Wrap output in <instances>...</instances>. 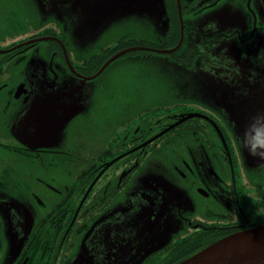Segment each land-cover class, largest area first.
Wrapping results in <instances>:
<instances>
[{"label": "flooded vegetation", "instance_id": "flooded-vegetation-1", "mask_svg": "<svg viewBox=\"0 0 264 264\" xmlns=\"http://www.w3.org/2000/svg\"><path fill=\"white\" fill-rule=\"evenodd\" d=\"M134 48L190 91L71 141L67 77ZM262 224L264 0H0V264H177Z\"/></svg>", "mask_w": 264, "mask_h": 264}, {"label": "rangeland", "instance_id": "rangeland-1", "mask_svg": "<svg viewBox=\"0 0 264 264\" xmlns=\"http://www.w3.org/2000/svg\"><path fill=\"white\" fill-rule=\"evenodd\" d=\"M141 52L112 61L96 78L77 81L67 77L75 95L85 98L86 107L71 120L68 138L78 139L90 148H98L110 134L120 138L133 128L143 129L150 118L159 117V109L174 101L181 91H190L188 83L179 78L175 67L141 56ZM194 80L189 83H194ZM193 87V86H192ZM192 89V88H191ZM147 115V116H146ZM61 140L67 137L61 133ZM61 141L60 143H62ZM158 157L151 159L157 161ZM145 166V161L143 162ZM139 176V178H141Z\"/></svg>", "mask_w": 264, "mask_h": 264}, {"label": "water", "instance_id": "water-1", "mask_svg": "<svg viewBox=\"0 0 264 264\" xmlns=\"http://www.w3.org/2000/svg\"><path fill=\"white\" fill-rule=\"evenodd\" d=\"M137 48L122 51L112 56L94 75L81 77L82 81L96 78L112 61ZM69 66L74 72L72 66L70 64ZM85 107L84 100L81 107L77 108H79L78 111L81 113ZM74 114L75 112L71 111L69 118H73ZM67 123L65 122L64 124ZM65 126L60 125L58 131H62ZM177 264H264V224L226 235Z\"/></svg>", "mask_w": 264, "mask_h": 264}, {"label": "trees", "instance_id": "trees-1", "mask_svg": "<svg viewBox=\"0 0 264 264\" xmlns=\"http://www.w3.org/2000/svg\"><path fill=\"white\" fill-rule=\"evenodd\" d=\"M220 238H222V237H220ZM220 238H215V239H213L212 241L208 242V243L205 244L204 246L200 247L198 250H200L201 248H203V247L209 245L210 243H212V242H214V241H216V240H218V239H220ZM198 250H197V251H198ZM197 251H196V252H197Z\"/></svg>", "mask_w": 264, "mask_h": 264}, {"label": "snow or ice", "instance_id": "snow-or-ice-1", "mask_svg": "<svg viewBox=\"0 0 264 264\" xmlns=\"http://www.w3.org/2000/svg\"><path fill=\"white\" fill-rule=\"evenodd\" d=\"M225 11H226V10H225ZM223 19H224V18H223V17H221V21H222V22H223Z\"/></svg>", "mask_w": 264, "mask_h": 264}]
</instances>
